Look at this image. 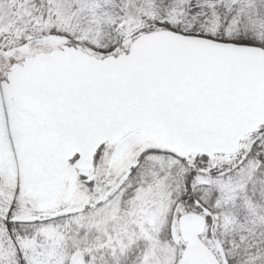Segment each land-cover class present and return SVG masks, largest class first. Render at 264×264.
Returning <instances> with one entry per match:
<instances>
[{
    "label": "snow or ice",
    "instance_id": "snow-or-ice-1",
    "mask_svg": "<svg viewBox=\"0 0 264 264\" xmlns=\"http://www.w3.org/2000/svg\"><path fill=\"white\" fill-rule=\"evenodd\" d=\"M0 264H264V0H0Z\"/></svg>",
    "mask_w": 264,
    "mask_h": 264
}]
</instances>
